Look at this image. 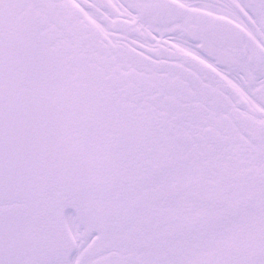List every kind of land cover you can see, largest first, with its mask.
<instances>
[{"label":"snow or ice","instance_id":"snow-or-ice-1","mask_svg":"<svg viewBox=\"0 0 264 264\" xmlns=\"http://www.w3.org/2000/svg\"><path fill=\"white\" fill-rule=\"evenodd\" d=\"M0 264H264V0H0Z\"/></svg>","mask_w":264,"mask_h":264},{"label":"flooded vegetation","instance_id":"flooded-vegetation-1","mask_svg":"<svg viewBox=\"0 0 264 264\" xmlns=\"http://www.w3.org/2000/svg\"><path fill=\"white\" fill-rule=\"evenodd\" d=\"M87 3H124L125 0H84Z\"/></svg>","mask_w":264,"mask_h":264}]
</instances>
